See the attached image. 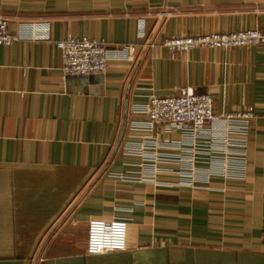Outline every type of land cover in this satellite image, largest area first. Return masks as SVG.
<instances>
[{"label": "crops", "instance_id": "1", "mask_svg": "<svg viewBox=\"0 0 264 264\" xmlns=\"http://www.w3.org/2000/svg\"><path fill=\"white\" fill-rule=\"evenodd\" d=\"M0 14L25 37L0 46V264H264V44L159 45L264 28V0H0ZM68 35L106 40L107 71L66 75ZM187 86L218 115L254 106L244 140L136 129V107ZM92 218L126 219L127 249L87 253Z\"/></svg>", "mask_w": 264, "mask_h": 264}, {"label": "built area", "instance_id": "2", "mask_svg": "<svg viewBox=\"0 0 264 264\" xmlns=\"http://www.w3.org/2000/svg\"><path fill=\"white\" fill-rule=\"evenodd\" d=\"M25 38L22 33L11 31L8 19L0 14V46L10 45ZM62 54V69L68 76L104 74L110 57L109 44L104 39L90 36L68 35L55 41ZM153 43H149L152 45ZM264 44V28L253 27L233 31H218L203 34L165 37L159 44L171 57L195 48L230 49ZM125 56L133 60L136 45H121ZM135 112L145 115L137 124L138 130L152 132L156 126H167L170 130L191 126L197 135L204 133L206 125L221 127L223 140L231 149L234 136L244 140L256 117L255 107L246 106L235 111L216 114L210 92H201L192 87H182L174 95H152L145 106L136 107ZM237 137V138H238ZM226 148V149H227ZM226 150V152H228ZM188 171H185V174ZM191 173V172H190ZM128 246V221L123 218H92L88 222L87 253L98 254L113 250H125Z\"/></svg>", "mask_w": 264, "mask_h": 264}, {"label": "water", "instance_id": "3", "mask_svg": "<svg viewBox=\"0 0 264 264\" xmlns=\"http://www.w3.org/2000/svg\"><path fill=\"white\" fill-rule=\"evenodd\" d=\"M123 131H124V130H123ZM123 133H124V132H122V133H121V135H120V140H121V139H122V137H123Z\"/></svg>", "mask_w": 264, "mask_h": 264}]
</instances>
